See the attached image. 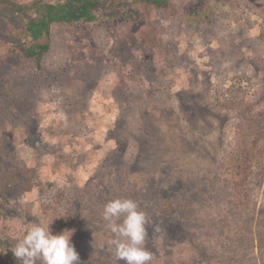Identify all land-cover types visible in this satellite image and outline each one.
Wrapping results in <instances>:
<instances>
[{
	"label": "rangeland",
	"instance_id": "rangeland-1",
	"mask_svg": "<svg viewBox=\"0 0 264 264\" xmlns=\"http://www.w3.org/2000/svg\"><path fill=\"white\" fill-rule=\"evenodd\" d=\"M100 1L96 22L51 27L41 70L0 3V240L12 248L50 221L54 235L65 215L78 264H117L102 212L121 198L147 216L150 264H264L250 246L264 236V158L247 209L214 197L237 123L219 98L264 106V0ZM169 202L175 213L161 215ZM0 264H16L1 245Z\"/></svg>",
	"mask_w": 264,
	"mask_h": 264
},
{
	"label": "trees",
	"instance_id": "trees-1",
	"mask_svg": "<svg viewBox=\"0 0 264 264\" xmlns=\"http://www.w3.org/2000/svg\"><path fill=\"white\" fill-rule=\"evenodd\" d=\"M170 1L137 0L141 4L157 9H166ZM0 3L22 22L24 36L28 39V44L21 53L25 59L35 63L37 70H41L42 59L50 48L48 40L53 25L73 26L80 23H93L99 19L103 9L100 0H31L27 3L0 0ZM219 99L222 101L224 108L235 110L237 123L234 131V141L230 149L223 154L219 164L218 171L221 177V186L215 191L214 197H224V201L231 211L241 213L250 204L246 189L253 168L257 167L259 170H263L264 106L258 107L243 98H238L235 94H230L229 98L223 94ZM2 161V155L0 154V164ZM24 173L22 193L31 190V177L34 176L32 170H26ZM2 183V180H0V198L5 200ZM159 213L169 216L175 213V209L169 202L159 208ZM75 229L77 227L74 222L64 215L58 220L55 234H59L64 230L74 231ZM74 233L76 234V230ZM255 241L257 251L262 256L264 236L257 235L256 240L251 239L250 246L253 247ZM71 242L76 250V238L73 235ZM0 245L9 259L16 264H20L14 257L7 241L0 240ZM218 264L234 263L220 260Z\"/></svg>",
	"mask_w": 264,
	"mask_h": 264
},
{
	"label": "clouds",
	"instance_id": "clouds-1",
	"mask_svg": "<svg viewBox=\"0 0 264 264\" xmlns=\"http://www.w3.org/2000/svg\"><path fill=\"white\" fill-rule=\"evenodd\" d=\"M102 219L112 234L108 245L117 264H150L153 254L145 248L148 219L135 200L117 198L108 202ZM51 222L32 223L15 237L11 251L20 264H78L79 255L71 242L73 231L53 235Z\"/></svg>",
	"mask_w": 264,
	"mask_h": 264
}]
</instances>
